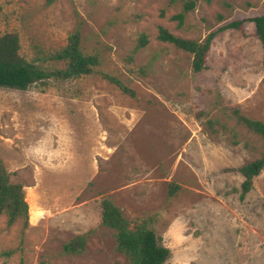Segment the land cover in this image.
<instances>
[{
  "label": "rangeland",
  "instance_id": "rangeland-1",
  "mask_svg": "<svg viewBox=\"0 0 264 264\" xmlns=\"http://www.w3.org/2000/svg\"><path fill=\"white\" fill-rule=\"evenodd\" d=\"M0 0V36L53 70L51 56L79 29L80 49L99 63L83 75L52 76L26 89L0 87V157L23 185L29 220L0 215V264H126L102 198L132 225L146 222L169 248L163 264H264V169L240 196V167L264 140L228 119L238 106L264 120V51L255 25L213 39L207 68L157 38L164 25L203 39L234 18L264 12V0ZM148 43L136 48L140 34ZM103 73L119 77L134 94ZM179 187L169 195L170 186ZM88 233L84 250L62 245Z\"/></svg>",
  "mask_w": 264,
  "mask_h": 264
},
{
  "label": "trees",
  "instance_id": "trees-1",
  "mask_svg": "<svg viewBox=\"0 0 264 264\" xmlns=\"http://www.w3.org/2000/svg\"><path fill=\"white\" fill-rule=\"evenodd\" d=\"M211 1V0H208ZM197 0H184L181 11L175 13L173 18L183 22L188 11L196 7ZM251 20L255 25V33L264 51V12L249 18H234L222 24L219 28L206 34L203 39L187 38L176 35L164 25L159 26L157 38L172 43L174 46L187 50L192 54L194 71L207 68V56L211 43L222 30L233 28L245 31L246 21ZM148 39L144 33L140 34L136 48L145 46ZM18 33H5L0 36V87L26 89L32 83L52 76L72 78L89 73L99 63L98 57L93 53H84L80 49L79 29L74 30L67 43L58 51L51 54L53 58L65 59L67 65L57 69H47L37 63L25 59L19 53ZM114 81L124 91L134 94L119 77L103 73ZM221 112L236 124L245 127L248 131L259 135L264 140V120L254 118L238 106L221 107ZM0 157V215L7 216L8 226L22 219L24 224L29 220V203L25 199L23 185L20 182H11L9 173ZM264 169V151L259 156L249 160L240 167L243 179L240 183V196L244 197L253 184V178ZM179 187L178 184L170 186L169 195ZM102 223L115 229V249L126 258V264H163L169 254V248L160 243V237L146 222L132 225L123 210L112 199L102 198ZM88 233L80 234L69 239L62 245L63 253L76 255L84 250Z\"/></svg>",
  "mask_w": 264,
  "mask_h": 264
}]
</instances>
